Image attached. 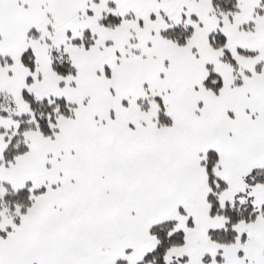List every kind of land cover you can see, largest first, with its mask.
Instances as JSON below:
<instances>
[{"label":"snow or ice","instance_id":"6c2138e0","mask_svg":"<svg viewBox=\"0 0 264 264\" xmlns=\"http://www.w3.org/2000/svg\"><path fill=\"white\" fill-rule=\"evenodd\" d=\"M0 264H264V0H0Z\"/></svg>","mask_w":264,"mask_h":264}]
</instances>
